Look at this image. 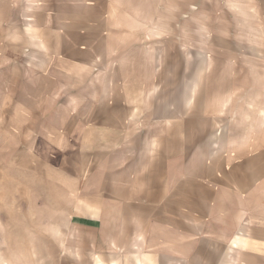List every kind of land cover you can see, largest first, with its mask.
Here are the masks:
<instances>
[{
  "label": "crops",
  "instance_id": "0c3cea01",
  "mask_svg": "<svg viewBox=\"0 0 264 264\" xmlns=\"http://www.w3.org/2000/svg\"><path fill=\"white\" fill-rule=\"evenodd\" d=\"M162 4L0 0L3 122L68 189L58 264H264V68L210 74Z\"/></svg>",
  "mask_w": 264,
  "mask_h": 264
},
{
  "label": "rangeland",
  "instance_id": "374dc122",
  "mask_svg": "<svg viewBox=\"0 0 264 264\" xmlns=\"http://www.w3.org/2000/svg\"><path fill=\"white\" fill-rule=\"evenodd\" d=\"M192 1L193 10L186 13L173 10L185 0H162V33L169 30L171 20L172 26H179L177 40H191L184 25L186 19L192 20L193 42L188 47L195 59L203 56V67L209 68L210 74L215 68H264V0ZM240 51L242 55L257 51L258 59H237ZM194 64L200 67L202 61L198 64L195 60ZM255 78L242 77L243 83ZM4 116L0 111V264H58V228L65 223L69 208L63 202L68 192L61 178L64 173L59 176L57 157L48 161L47 156L31 155L30 148L36 142V147L40 146L39 141L32 138L21 119L5 123Z\"/></svg>",
  "mask_w": 264,
  "mask_h": 264
}]
</instances>
